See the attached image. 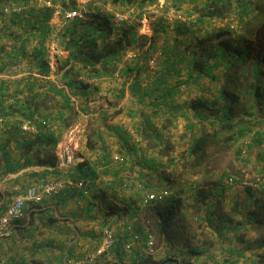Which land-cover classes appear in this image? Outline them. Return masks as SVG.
Here are the masks:
<instances>
[{"label":"crops","instance_id":"crops-1","mask_svg":"<svg viewBox=\"0 0 264 264\" xmlns=\"http://www.w3.org/2000/svg\"><path fill=\"white\" fill-rule=\"evenodd\" d=\"M22 8L24 12L20 15L16 14L18 17H14L15 14L6 13L0 15V145L6 146L15 168L16 165L22 164L23 159L19 155L20 150L17 146L24 137L34 139L40 130L23 132L20 125L27 120L39 122L35 118L38 108L50 105V100L51 103L54 100L59 102L60 98L61 106L80 108L87 113L85 126L90 122L92 131L91 135L86 133L82 138L83 147L87 149V142L90 140L95 147L91 151L93 158L97 157L100 161L97 165L90 164L96 175L94 181L86 182L85 185L91 195L90 198H88L89 194L83 197L78 189H69L45 198L40 204H27L23 217L16 222L13 236L0 242V254L10 257L16 252L21 253L18 264H65L67 262L68 264H87L84 261L85 255L100 243L103 227L111 226L116 234V243L108 253L92 264H175L173 258L181 259L182 263L186 264H254L255 257L251 251L250 253L247 251L249 242L247 235L250 236L251 233L245 229V222L248 221L245 208L259 202L258 200L264 201V189H262V195L260 191L252 189L251 197H248V193L245 192L243 195L236 194L239 196L236 198L228 197V200L225 199V195H222L223 191L218 186L214 187L213 183L207 185V193L198 195V199L186 200L181 197L180 191H177L181 210L163 232L154 213L148 210L147 206L142 205L145 192L141 197L134 193L135 189L140 190L143 187L150 191L153 187L151 179L158 174L159 162L162 164L166 162L164 167L166 172L170 170V166L176 164V166L180 165L179 168H185L184 170L194 178L205 176L202 169L198 167L201 161L194 162L193 158L188 156L189 165L178 161L180 157H186V151L178 156L180 151L175 150L163 156L164 159L160 161L155 159L158 155L157 150H161L170 141L174 143L172 136L174 139L183 137V141L187 140V148L192 138L196 136L191 129H188L189 125L192 127L195 120L186 110L189 101L198 94L194 92V95L188 94L185 91L189 88L188 85L177 88V83L185 80L187 74L185 76L182 71H179L178 75H175L170 71L165 77L167 79L164 80L165 89L177 92L174 100L169 102V105L173 107L171 110L170 108L167 110L168 105L162 107L156 105L153 98L152 102L147 99L138 102L134 91L131 90L132 86L136 85L141 91L153 90V80L159 76V73L148 75L144 72L139 74L136 72L135 76H138L133 81H128L125 69L111 72L110 75L107 72L99 77L89 76L85 69H77L76 65L68 59L66 38L62 36L65 24L62 23L60 14L57 11L49 12V18L44 21L42 7ZM135 55V51L133 53L130 49L126 50L120 57L119 64L123 59H132ZM142 75L144 82L135 84L134 82L137 83ZM79 81L81 84L78 83ZM194 90L197 92L196 88ZM159 93L157 95H160ZM151 106L159 112L151 119L155 122V129L162 135V145L156 148L150 147L147 140H143L138 132L141 115L150 113ZM17 108L26 109L27 115L16 124L14 120H17L15 117L19 115ZM34 111L36 113L29 118ZM56 112L60 115L59 111ZM42 120L48 121V119ZM85 126L83 125L84 131ZM88 131L89 128L86 132ZM44 133L56 139L55 133ZM63 139L56 144H64ZM79 140L81 138L74 135L71 138V146L74 147ZM45 145L35 148L39 150L38 157H48L45 156L48 154H45ZM251 145L252 139L248 141L244 149ZM123 146L132 153L131 158L135 159L136 165H131L129 168L127 167L130 166L129 163H126L124 166L121 165L119 171H115L117 173L115 177L108 176L105 174L110 170L108 166L114 165L111 157L119 155V150ZM262 146L257 147L259 149H256L252 155V163L259 170L256 177L263 175L264 172ZM59 147L55 152V160L60 154ZM64 149L68 150L66 146ZM244 149L241 150V154L244 153ZM144 159L154 162L152 165L157 167L156 172L146 168L148 165H145ZM59 163L60 161L57 160L54 166L33 165L16 168L11 173H3L4 168L0 161V213L12 202L14 195L23 193L29 186L40 185L42 182L62 176L64 169ZM74 169H71V172ZM126 178L134 180L135 186L128 189L119 188V185L123 184L122 180ZM111 180L116 188L112 187ZM104 189L118 192L117 201H114V204L123 211L120 217L108 215L107 205L111 203L106 192L100 193ZM20 190L23 191L20 192ZM237 202H242L241 209L242 212L244 211L241 216H238L240 221H237V215H234L230 209ZM253 207L252 205L251 208ZM191 211L203 223L200 230L204 228L205 231L213 234L214 243L205 245L201 243V246H197L192 243L187 244L185 240L179 241L173 236L175 234L180 236L185 227L189 229ZM150 221L156 227L158 234L155 228H151ZM127 225H132L133 231L140 236L143 235V238L150 230L151 233H155V244L159 247L158 250L148 254L142 245H137L126 252L123 245L130 240ZM191 232L188 238L197 239L196 233ZM16 258L17 255L10 257V261H15ZM33 260L36 262L32 263Z\"/></svg>","mask_w":264,"mask_h":264},{"label":"rangeland","instance_id":"rangeland-1","mask_svg":"<svg viewBox=\"0 0 264 264\" xmlns=\"http://www.w3.org/2000/svg\"><path fill=\"white\" fill-rule=\"evenodd\" d=\"M78 3L77 7H81L88 11H96L100 10L106 13H109L112 15V23H114L115 27H119L121 25H133L138 33V35H144L147 37H153L156 51L153 53H149L151 58L155 59V65L150 66L149 61L151 58H147V60L141 58L142 57V50H140L137 46H131L128 47L131 51H135V56L132 59H123L119 64V60L115 63L111 64L110 72H115L119 69H127L132 68L134 65L138 62L144 63V69H142L141 72H144L145 74L151 75V73L154 74H160L161 73V65L165 64V57L162 55L163 48L172 49L173 52L176 53V55L173 57L174 60L177 63V71H182V73L186 76L187 70L190 68L189 65V59L191 52L196 49V39L202 38L205 33L210 32H217V31H229L232 33L234 37H247V39H250L252 37V34L254 30L264 22V0H240L244 3L249 4L246 9H256L253 11L248 12L246 16L243 15V10L240 5H238V0H229V8L226 12L222 13L219 16L215 17H208V16H202L201 14L204 13L205 9H207L205 3L206 0H195V2H191V0H154L151 3H146L144 5H133L131 7H124L120 6L119 4L112 3L111 0H76ZM22 4V3H20ZM36 4V6H35ZM89 5V6H88ZM193 5V7H192ZM237 5L239 7H237ZM28 7H40L36 0H30V4ZM89 7V8H88ZM60 8V7H59ZM61 10V8H60ZM225 10V9H224ZM62 11V10H61ZM60 14V11H57ZM171 12H181L184 15L188 17L189 23L186 24H178L169 22L168 20V14ZM116 14H123L125 15L124 22H116L115 15ZM200 16V17H199ZM242 18V20H241ZM63 23V22H62ZM175 25H182V27H189L186 30L187 32L183 34L184 28L180 30L178 33L175 30ZM188 25V26H187ZM148 44L145 45L147 47ZM165 46V47H164ZM178 54V55H177ZM180 57H185V61L179 62L178 59ZM172 70V69H170ZM136 71L134 70L131 75L128 77V81H133L138 76H135ZM141 74V73H140ZM215 75L220 76L219 80L211 81L208 78H202L197 83H190L185 91H187L188 94L194 95V93H197L198 96H196L195 99H198L199 97H205L206 99L212 100L213 97L218 95V92L222 88H226L228 90H234V85L229 83V81L226 80V78H223V73L220 69L215 71ZM247 75H241L239 77V81L235 85L238 88L243 89L245 84V77ZM166 79V78H165ZM186 79V78H185ZM143 75L141 76L140 80L137 81L138 83L144 82L143 81ZM167 80V79H166ZM171 81V80H170ZM119 83V81H118ZM262 84L264 86V77ZM196 88L197 92L194 90ZM193 89V91H191ZM194 92V93H193ZM241 99V105H243L244 109H249V104L251 102L250 97H246L244 95L240 96ZM176 100V99H175ZM57 101H53L48 106H43L38 108V112L35 115V118L38 121H41L42 119H45L49 121H46V126H43L40 128V131L44 132H51L56 134L57 141H60L62 138L65 140V143L63 144H55L53 148H50L49 146L45 145V154L48 153L45 156L54 155L57 151L58 147L60 148V154L59 156H56L57 160L60 161V166L64 169L62 176L55 177L52 180L42 182V184L49 183V182H55L59 180H63L67 177L66 173L71 172V169H75L73 171H76V168L78 164L80 163H87L94 165H97V162L100 161L99 158L96 157V159L93 158L92 150L95 149L94 145L91 144L90 140L87 142V149L83 147L84 140L82 139L85 134H90L92 130H90V122H88L85 126V122L87 119V113L83 112L80 108L76 109L75 107H69L65 108L61 106L59 103L60 98ZM190 102V101H189ZM262 104V111L254 110L256 113V116L254 119H252V125H251V132L247 133L245 136H234L231 135V133L227 132H216L215 137L213 139L212 144L208 145L206 148V155L203 159H201V164L198 166L202 169L205 176L203 177H192L188 174L187 171H185V168H179L180 165L174 164L169 167V171L166 172V169L164 168L166 166V162L162 164L159 162L158 164V174L155 178L151 179V182L153 183V187L151 189H170L172 190V197L178 198L177 191H180L181 197L185 198L186 200H192L193 198L198 199V195L207 193L206 187L209 185V183H213L214 187L218 186L221 191H223L222 195H225V199L228 200V197H239L236 196L239 194L245 193V187H254L257 189V191H260V194L262 195V189H264V172L263 175L257 176L256 173L259 171L256 168V165L252 163L253 161V153L256 151V149H259L253 145L248 146L247 149H244L248 143V141L251 139V136L254 132L252 131H264V96L261 99ZM58 105H60L58 107ZM60 112V115H57V112ZM181 111V110H180ZM179 111V112H180ZM190 114V117L192 116L191 112H188ZM18 114V113H17ZM26 113L22 114L19 113V115H16L14 120L17 123L20 122L21 119H25ZM197 120V119H196ZM195 120L194 124L192 125L193 129L191 132H194L196 135L195 137H199L201 134L205 133H212V127L209 125L208 120H203L201 122H197ZM10 121V120H9ZM86 127V130L84 131V127ZM89 128V131L86 132ZM93 129V128H91ZM77 135L78 138H81V140L77 141L74 144V147L71 146V138ZM91 135V134H90ZM227 135H231V139L229 141L223 140L224 137H227ZM70 137V138H69ZM62 140V141H63ZM172 142H168L165 146H163L162 149L166 151V153L169 155L170 152H173L175 150L180 151V154H177L178 156L181 154H184V151H186L187 148V140L183 141V137L181 139L175 138L172 136ZM64 146L68 148V150L64 149ZM79 148H78V147ZM264 148V145L261 147ZM238 149H244L243 154H238ZM163 150V151H164ZM119 155L125 158L126 163H129L131 167L136 165L135 159L132 160V153L126 149L124 146L120 148ZM244 155V156H242ZM240 156V157H239ZM155 157V156H154ZM156 160L160 161L164 159L163 156L156 155ZM55 160V161H57ZM180 163L183 161L184 163H190V158L187 156L180 157L178 160ZM192 161V160H191ZM251 162V163H250ZM64 163V164H63ZM168 163V161H167ZM114 164V163H112ZM109 171L108 176L115 177V171H119L121 168V164H114L109 165ZM176 168H178L176 170ZM72 171V172H73ZM162 171H164L166 174H162ZM264 171V170H263ZM172 173V174H171ZM172 175V176H171ZM63 177V178H62ZM231 178L233 179V183L230 185L227 183V180ZM161 179H165L163 182ZM132 179L126 178L123 181V184L119 188L122 189H128L131 188L133 185L135 186V182L131 181ZM175 180V181H174ZM208 180V181H207ZM113 180H111L112 182ZM167 181V182H166ZM175 182V183H174ZM246 184H242V183ZM113 188H116L114 182L111 183ZM177 188V189H176ZM234 188V189H233ZM150 189V190H151ZM239 189V190H238ZM250 189V188H249ZM24 190V189H23ZM23 190H20L22 192ZM101 192H106L109 195V201L110 203H114V201H117V191H111V190H101ZM143 192L145 194L149 191H147L146 188H141L140 190L135 189V195L136 196H142ZM115 193V195H113ZM17 194V193H16ZM144 194V195H145ZM221 195V196H222ZM15 196V195H14ZM91 195H88V198H90ZM201 199V198H200ZM206 199V197L204 198ZM258 204H256L253 208L252 205H249V209H247V212H252L254 210H257L259 207H262L264 209V201L258 200ZM227 204V203H226ZM261 205V206H260ZM148 208L150 206H147ZM147 209V208H146ZM232 211L234 212V215H237V221H240V218L238 216H241L240 214H237V208L234 210L233 206L230 207ZM148 212V210H147ZM263 216H264V210ZM241 213L243 214L244 211ZM191 216V223L189 229L187 227L184 228V232L180 236H176L177 234L173 235L176 239L179 241H184L187 244H195L197 246H201V243L203 245L214 243L213 240V234L210 231L200 230L202 226V221L197 217L196 214H193V212H190ZM245 229L247 232H250L251 235H247V240L249 241L248 246V252H252V255L255 257L254 264H264V259L261 258L263 248H260L264 246V224L260 226H251L249 223L245 222ZM151 228H155L152 222L150 221ZM145 226L148 228V226L145 224ZM111 227V226H110ZM127 227H130V230H127L128 233H137L136 231H133L132 225H127ZM126 227V229H127ZM113 229V227H111ZM114 230V229H113ZM151 231V230H150ZM147 232L150 234L154 239V252L157 251L159 247L155 244L156 235L155 233ZM191 231L195 232L198 236L197 239H189L188 236L191 235ZM156 232L158 234V231L156 229ZM143 236V235H141ZM76 237V235H75ZM74 237V238H75ZM34 238V237H33ZM197 240V242H196ZM98 246V245H97ZM94 250L90 251L93 252ZM153 252V253H154ZM152 253V254H153ZM21 253H14L12 256H16L17 258L15 261H10V257L6 255L5 257L0 254V264H18L17 261L20 259ZM24 255V253H22ZM27 255H31L34 253H26ZM36 260H33L32 263H35ZM65 264H68L65 263ZM182 264V262H181Z\"/></svg>","mask_w":264,"mask_h":264},{"label":"trees","instance_id":"trees-1","mask_svg":"<svg viewBox=\"0 0 264 264\" xmlns=\"http://www.w3.org/2000/svg\"><path fill=\"white\" fill-rule=\"evenodd\" d=\"M50 1L53 5H58L62 11L77 8L76 0ZM153 1L154 0H111L112 3L124 7L144 5ZM191 2L194 3L195 0H191ZM237 2L238 5L242 7L244 16H246L248 12L256 10L246 9L249 4L240 0ZM29 3L30 0H0V15L3 14V9L6 5L15 4L28 7ZM228 4L229 0H206L205 5L207 9H205L204 13L201 15L208 17L219 16L228 10ZM238 5L237 7H239ZM43 9L42 19L45 21L49 18V12L52 13L53 10L50 8ZM16 16L17 15L14 17ZM111 20L112 15L109 13L100 10L88 11L82 19L69 21L63 27L62 36L66 38L68 59L72 64L76 65L77 69H85L89 76L99 77L104 73L110 72L111 64L117 62L128 47L137 46L142 50L141 58L145 60L151 58V53L156 51L152 36L147 37L138 35L133 25L115 27ZM182 25H175V30L179 33L180 30L184 28V34L189 27L185 28L182 27ZM146 44H148L147 47H145ZM162 55L165 57V64L161 65V73L153 80V90L145 89L141 91L136 85H133L131 90L134 91V95H136L138 102H143L145 99L152 102L153 98L156 105L158 104L160 107L168 105L169 107L167 110L169 108L171 110L173 107L169 105V102L174 100L177 92L165 89L164 80L170 71L175 75H178L179 71L176 69L177 63L173 58L176 53L173 52L172 49L163 48ZM190 57V68L188 69L187 77L185 80L177 83V88L187 86L190 83H197L202 78H208L211 81L219 80L220 76L215 75V71L218 69L222 71L223 78H226L235 88L234 90H228L226 88L220 89L218 95L213 97L212 100L199 97L188 103L186 111L191 112L193 119H197V122L208 120L213 130L212 133H205L201 134L198 138H192L186 150V156L193 158L194 162H198L206 154L205 149L208 145L212 144L216 132H227L237 137L245 136L247 133L251 132L252 119L256 116V110L262 111L261 99L264 96V86L262 84L264 77V22L254 30L250 39H247L245 36L234 37L229 31L205 33L202 38L196 39V49L191 52ZM178 61H185V57L179 56ZM145 62L139 63L138 60L134 67L127 68L126 78L128 79L134 70L139 74V72L144 69ZM241 75H247L245 77L243 89L237 86L235 87ZM78 83L81 84L80 81ZM134 83L138 84V82ZM158 92H160V95H157ZM242 95L251 98V102L248 105L249 109H244L243 105H241L240 96ZM69 107L70 106H65V108ZM16 110L18 113H26V109L17 108ZM35 113V111L31 113L29 118ZM158 113L159 112L151 106L150 113H143L141 115V122L138 126L140 136L143 140H147L148 145L152 148L162 145V135L155 129V122L151 119V117L158 115ZM185 118L188 117L185 116ZM188 129L192 130L193 127L189 125ZM252 132H254L251 136L252 145L255 147L264 145V131ZM231 135L224 137V142L229 141ZM36 142H38V144H36ZM56 142V139L44 133V131H39L34 139L24 137L17 146L18 150H20L19 155L23 159V163L16 165V168H24L33 165L54 166L55 157L53 154L41 158L37 156L39 150L37 151L35 148H39L38 146H43L45 144L53 148ZM163 150L164 149L157 150L158 155L167 156L166 151ZM0 151V161L4 168L3 173L15 171L16 168L12 164L6 146L0 145ZM241 152V149L237 150L238 154ZM143 162H145V165H148L146 166L147 169L149 168L153 172H156L155 170L157 167L152 165L154 163L153 161H146L144 159ZM125 164L126 161H124L122 165L124 166ZM67 174L68 179L76 182L82 181L85 185L86 182H92L96 178L94 170L85 162L78 164L76 171ZM105 174H108V172L106 171ZM116 174L115 172V176ZM162 174L164 175L166 173L162 171ZM161 180L163 182L165 181V179ZM154 189L156 188L151 190ZM252 189L257 191L254 187H245V192L249 195L248 197L252 196ZM81 195L84 197L82 192ZM241 204L242 202H237L233 206L234 210L237 208V211H235L240 215ZM256 204H258V202L251 205L255 206ZM147 206H150L148 210L154 213L161 231L163 232L179 214L181 210V201L171 196L161 203H151ZM248 207L245 209H248ZM261 210L263 211L264 209L259 207L257 210L248 212L247 223L251 226H260L264 224V216ZM107 213L108 215L120 217L123 211L119 209L117 205L111 203L107 205ZM241 222L243 223V221ZM260 248L264 249V246ZM261 258L264 259V254L261 255ZM168 260L170 261L171 259Z\"/></svg>","mask_w":264,"mask_h":264},{"label":"built area","instance_id":"built-area-1","mask_svg":"<svg viewBox=\"0 0 264 264\" xmlns=\"http://www.w3.org/2000/svg\"><path fill=\"white\" fill-rule=\"evenodd\" d=\"M36 2L42 8H50L53 11H60L63 24L75 19H82L87 12L81 7H77L73 10L61 11L59 6L53 5L50 0H36ZM22 7L26 6L15 4L8 5L3 9V13L20 15L24 12ZM114 17L116 22L119 23L124 22L125 20V15L123 14H116ZM168 20L169 22L178 24H186L190 22L188 21V17L181 12H171L168 14ZM149 65H155L154 58L150 59ZM46 124L47 123L44 120L39 122L27 120L20 125V129L23 132H38L40 128L46 126ZM111 161L114 164L122 165L125 159L120 155H113L111 157ZM227 183L231 185L233 183V179L229 178ZM242 184L246 183L244 182ZM69 189H78L84 194V196L89 194L85 184L82 181L76 182L65 178L55 182L31 185L23 193L15 195L12 202L2 213H0V242L13 236L16 222L23 217L24 209L27 204H40L45 198L59 194L62 191ZM172 195V190L167 188L150 190L143 197L142 205L147 206L151 203H161ZM127 230H130V227H127ZM101 236V241L94 251L85 255L84 261L87 264L94 263L97 259L108 253L116 243L115 231L110 226L103 227ZM137 245H142L148 254H152L154 252V239L150 234H147L146 237L143 238L138 233H130V240L124 243L123 248L126 252H129ZM176 264H180V261L176 260Z\"/></svg>","mask_w":264,"mask_h":264},{"label":"clouds","instance_id":"clouds-1","mask_svg":"<svg viewBox=\"0 0 264 264\" xmlns=\"http://www.w3.org/2000/svg\"><path fill=\"white\" fill-rule=\"evenodd\" d=\"M174 260V263L176 264V260H179L180 261V264H181V259H178V258H173Z\"/></svg>","mask_w":264,"mask_h":264}]
</instances>
